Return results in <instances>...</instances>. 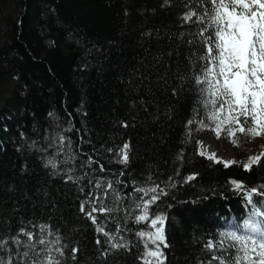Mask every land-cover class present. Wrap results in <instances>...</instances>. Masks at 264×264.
Wrapping results in <instances>:
<instances>
[{"label": "trees", "instance_id": "1", "mask_svg": "<svg viewBox=\"0 0 264 264\" xmlns=\"http://www.w3.org/2000/svg\"><path fill=\"white\" fill-rule=\"evenodd\" d=\"M11 1L0 0L1 16L4 17ZM160 3L161 0H16L19 17L6 16L0 25V94L6 95L5 108L0 110V218H11L15 230L20 214L30 218L34 212L37 218L45 220L49 214L53 215L52 223L62 234L81 242L83 251L77 253L78 264L86 257L93 260L96 257L94 226L78 214L79 202L71 185L66 188L60 178L50 177L35 155L17 151L23 142L19 133L23 131L32 138L41 135L51 120L50 111L61 117V123L69 118L68 113L72 114L80 133L74 130L68 135L77 143L80 136L90 138L92 144H83L84 150L99 159L106 169L118 171L124 166L109 159L111 154L98 157L91 152L92 146L99 149L101 144L122 146L128 142L131 159L124 179L131 173L143 181L149 171L154 179L160 180H166L177 169L180 177L175 179L191 172L200 173L190 182L195 188H181L178 184L179 191L168 190L176 194V200L161 197L152 205L155 209L164 201L172 204L166 209L165 234L170 247L164 249L165 264H198V258L207 255L201 251L207 234L221 225L228 226V221L221 217L230 221L242 212L239 192L225 191L222 197L218 193L224 188H217L216 194L209 192V188L230 187L226 185L229 177L245 181V187L264 183V156L261 165L254 164L251 171L242 167L248 160L245 151L250 136L237 134L234 139L241 154L235 159L237 163L224 168L197 154L200 130L195 125L185 142V125L192 116L191 95L177 99L155 83L151 94L143 86L138 92L128 88L126 81L131 69L139 67L141 60L151 63L153 55L173 47L166 38L157 40L154 35L147 38L141 33L178 31L181 27L177 15L183 9L179 6L161 9ZM174 43L179 42L174 38ZM179 59L182 61L183 56ZM176 60L174 56L170 61L173 69ZM84 64L88 67H83ZM164 70L162 65L149 69L153 81ZM140 96L152 101L147 112L139 104L132 107V101ZM168 106L174 108L171 118L164 115ZM78 109L87 112V116H82ZM118 121H127L129 126L125 128ZM33 125L38 132L32 131ZM181 149L183 160H178ZM25 162L28 170L22 171ZM10 185L15 187L14 191H9ZM41 188H47L49 199L55 200V211L50 205L45 207L42 198L36 195ZM130 190L131 186L127 191ZM192 192H204L209 198L199 204L185 203L194 198ZM26 194L33 200L25 199ZM16 206L21 211L13 213ZM109 260L111 264H142L136 259L135 248L131 253L120 250Z\"/></svg>", "mask_w": 264, "mask_h": 264}, {"label": "snow or ice", "instance_id": "2", "mask_svg": "<svg viewBox=\"0 0 264 264\" xmlns=\"http://www.w3.org/2000/svg\"><path fill=\"white\" fill-rule=\"evenodd\" d=\"M176 6L183 9L177 15L181 26L178 31L141 33L142 37L166 38L173 47L153 55L151 63L141 60L139 67L131 69L126 81L128 88L138 92L143 86L151 94L155 83L177 99L191 95L192 116L185 125V142L193 132V125L196 130L214 131L217 138L221 134L235 138L238 133L244 137L264 136V0H161L159 5L165 10ZM125 15H128L127 9ZM174 38L178 44L174 43ZM182 48L185 51H181ZM174 56L177 57L175 69L170 63ZM158 65L165 70L153 81L149 69ZM149 103L152 101L140 96L132 101V107L139 104L147 112ZM173 112L174 108L168 106L164 115L171 118ZM81 115L87 116V112L81 111ZM48 117L51 120L36 138L23 131L19 133L23 142L17 151L35 155L50 177L60 178L66 188L72 186L71 190L76 193L74 198L79 202L78 214L91 221L96 233V257L94 260L86 257L82 264H111L109 257L120 250L131 253L133 248L136 259L142 264H165L164 249L170 247L165 234L166 209L172 204L164 201L155 209L152 205L161 197L176 200V194L168 190L179 191L178 184L181 188H195L190 182L200 173L191 172L175 179L180 177L177 169L166 180H160L159 177L154 179L149 171L143 181L131 173L124 179L131 159L128 142L122 146L101 144L99 149L92 146L91 152L98 157L111 154L109 159L124 166L118 171L106 169L99 159L84 150L83 144H92L90 138L85 140L80 136L77 143L68 135L74 130L80 133L71 113L63 123L54 111H50ZM118 123L125 128L129 126L127 121ZM32 131L39 129L33 125ZM182 153L183 149L177 154L178 160H183ZM199 155L206 154L200 151ZM261 156L264 153L249 157L242 167L251 171L254 164L261 165ZM207 159L223 163L224 168L237 163L221 160L215 153L207 155ZM94 164L99 167H93ZM27 170L25 162L22 171ZM226 185L230 187L217 185L208 191L216 194L217 188H224L218 193L222 197L225 191L239 192L242 212L230 221L228 217H221L228 221V226L221 225L214 233L207 234L201 248L207 255L204 259L198 258V264H264V183L259 187H245V181L229 177ZM129 186L131 190L127 191ZM14 190L10 185L9 191ZM36 195L42 198L45 207L50 205L56 210V202L49 199L47 188L37 189ZM191 196L194 198L184 202L199 204L209 198L204 192H192ZM254 197H259V201ZM25 199L33 200V197L26 194ZM12 211L21 210L16 206ZM53 219L51 214L47 220L37 218L34 212L30 218L20 214L16 219L19 227L13 230L11 218H0V264H78L77 253L83 251L81 242L62 234L61 229L53 225ZM141 224L144 226H132Z\"/></svg>", "mask_w": 264, "mask_h": 264}, {"label": "rangeland", "instance_id": "3", "mask_svg": "<svg viewBox=\"0 0 264 264\" xmlns=\"http://www.w3.org/2000/svg\"><path fill=\"white\" fill-rule=\"evenodd\" d=\"M16 0H13L9 3L8 7L4 10V17L0 15V25L3 23V19L6 16H11L12 18L19 17V8L14 4ZM12 87V84L8 89ZM6 95L0 94V110L5 108L4 99ZM234 138H230L221 134L219 138L216 137L215 132L210 129H201L200 130V138L199 142L207 144L212 150H215L218 157L221 160H234L241 154V150L237 146V143L233 142ZM196 144V152L199 155L200 143ZM248 158L251 156L261 155L264 153V136L259 137H249L247 143V151ZM200 156V155H199ZM204 159L208 160L206 156H200ZM262 157V156H261ZM215 163L214 161H212ZM223 165V163H220Z\"/></svg>", "mask_w": 264, "mask_h": 264}, {"label": "bare ground", "instance_id": "4", "mask_svg": "<svg viewBox=\"0 0 264 264\" xmlns=\"http://www.w3.org/2000/svg\"><path fill=\"white\" fill-rule=\"evenodd\" d=\"M200 151H204L205 154H206L205 155L206 157H207V155L212 154V153H215V155L218 157L216 151L215 150H212L207 144L205 145V143H200L199 152Z\"/></svg>", "mask_w": 264, "mask_h": 264}]
</instances>
